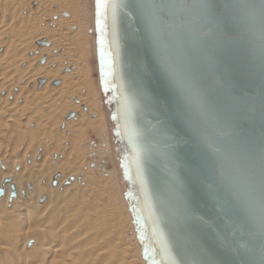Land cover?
<instances>
[{
    "label": "water",
    "instance_id": "obj_1",
    "mask_svg": "<svg viewBox=\"0 0 264 264\" xmlns=\"http://www.w3.org/2000/svg\"><path fill=\"white\" fill-rule=\"evenodd\" d=\"M240 2L122 0L105 20L110 120L147 264H264V13L260 0L228 7Z\"/></svg>",
    "mask_w": 264,
    "mask_h": 264
},
{
    "label": "bare ground",
    "instance_id": "obj_2",
    "mask_svg": "<svg viewBox=\"0 0 264 264\" xmlns=\"http://www.w3.org/2000/svg\"><path fill=\"white\" fill-rule=\"evenodd\" d=\"M67 6L78 1L0 0V264H146L130 210L112 195L118 172L104 171L113 154L87 34L58 28L62 15L74 20ZM53 17L54 28L41 25ZM90 132L103 140L95 168L107 180L84 170Z\"/></svg>",
    "mask_w": 264,
    "mask_h": 264
},
{
    "label": "rangeland",
    "instance_id": "obj_3",
    "mask_svg": "<svg viewBox=\"0 0 264 264\" xmlns=\"http://www.w3.org/2000/svg\"><path fill=\"white\" fill-rule=\"evenodd\" d=\"M78 1V9L73 8V6H70L68 8L69 12L73 15V22L69 24L67 21H64L67 17L68 14H64L61 16V22L58 26V28H61L66 32H74L78 25L82 26L84 28V32L87 34V52L85 53V61L87 65V70H88V75H89V84L92 86L93 89L96 90L97 92V99L99 102V107L101 108L103 114L105 115L106 121L108 123V135H109V143L111 146L112 154H113V161L110 160V158H106V163L105 166L104 164L100 161L98 155L96 154L98 150L100 149L101 144L103 143V140L100 139L99 136H97L94 133H91L87 137H89V141L86 143L88 146L84 148V162L83 167L84 170L88 169H93L95 168V165H99L102 167H105L104 171H117L118 172V180L115 182L117 184V187L113 188V194L115 196V199L117 198L118 201H124V204H126L127 210H129V206L127 205V200L125 198V192L126 189L124 188L123 179H122V174L120 170V165H119V155L117 151V144L113 136V124L110 120L109 114H110V108L108 104V92L106 89V73H105V66H104V60L102 62L101 60V44H100V39H101V33H100V28L97 24V17H96V7H95V0H77ZM57 19L56 17L46 19L42 22L43 25H48L49 28H54V22ZM70 34V33H69ZM75 33H73V39L70 40V42L73 44V48L75 49L77 44H79L81 41L78 38L79 36L75 37ZM72 49V52H75V50ZM3 51V50H1ZM90 131V130H89ZM87 130L84 133L87 134ZM111 132V133H110ZM66 135H68V132H65ZM65 135V136H66ZM94 148V149H92ZM94 150V151H93ZM94 155H93V152ZM117 151V152H116ZM87 152V153H86ZM117 157V158H116ZM118 159V160H117ZM85 165V166H84ZM101 167V168H102ZM88 169V170H89ZM97 169V168H95ZM94 169V170H95ZM99 173L97 174V177L101 180H107L108 176L105 175V173L100 169ZM104 175V176H103ZM121 185V187H120ZM124 186V187H123ZM117 189V190H116ZM121 189V190H120ZM121 197V198H120ZM127 202V203H126ZM131 216V214H130ZM132 218V217H131ZM133 220V219H132ZM134 224V223H133ZM132 224V225H133ZM133 228L135 229V225H133ZM136 231V229L134 230ZM137 232H136V238H137ZM137 242L139 243V240L137 238ZM142 248V247H141ZM144 261L147 264V261L144 258Z\"/></svg>",
    "mask_w": 264,
    "mask_h": 264
},
{
    "label": "snow or ice",
    "instance_id": "obj_4",
    "mask_svg": "<svg viewBox=\"0 0 264 264\" xmlns=\"http://www.w3.org/2000/svg\"><path fill=\"white\" fill-rule=\"evenodd\" d=\"M127 7L122 3V0H95V7H96V17H97V24L100 28L101 33V60L103 62L105 57L104 52V30H105V20L108 18L109 12H111L113 19H115L117 10L121 7ZM228 7H236L240 10H246L250 5L246 2V0H241V2L237 5H228ZM261 12L264 13V0H260L259 5ZM261 43H262V57H264V23H262L261 29ZM261 214H262V231H264V203H262L261 207ZM264 251V248H262Z\"/></svg>",
    "mask_w": 264,
    "mask_h": 264
}]
</instances>
